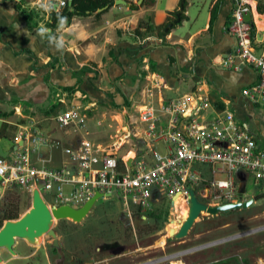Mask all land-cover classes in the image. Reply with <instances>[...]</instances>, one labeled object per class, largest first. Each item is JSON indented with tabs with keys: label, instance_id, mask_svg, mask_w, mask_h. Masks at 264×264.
Returning a JSON list of instances; mask_svg holds the SVG:
<instances>
[{
	"label": "built area",
	"instance_id": "1",
	"mask_svg": "<svg viewBox=\"0 0 264 264\" xmlns=\"http://www.w3.org/2000/svg\"><path fill=\"white\" fill-rule=\"evenodd\" d=\"M48 2L51 13L60 14L69 8L68 0ZM252 3L237 0L225 27V32L236 39L235 55L221 64L235 70L240 64L254 69L257 79L241 90V96L264 109V43L257 46L253 23L244 19L246 14L251 16ZM199 86L196 83L191 93L167 97L165 79L149 78L135 104L136 120L129 139L141 145L134 146L137 152L131 158L118 155L127 140L105 148L92 143L86 138V116L74 105L66 107L57 113L54 123L59 131L72 130L75 144L55 146L47 134L38 133L30 125L15 137L7 157H0V184L6 190H25L30 196L41 186L42 199L45 193L54 200L50 204L43 199L49 209L62 205L79 208L100 193L101 199L116 198L129 219L138 213L145 220L155 203L167 199L172 217L167 227L174 224L175 233L187 218L185 212L188 215V189L207 206L246 201L241 199L239 187L244 183L246 192L249 177L264 193V145H259L249 126L229 111L210 120L201 118L209 100L200 94ZM56 102L65 104L62 97ZM81 132L84 137L78 135ZM223 174L227 179L219 178ZM183 208L186 211L181 215ZM184 254L170 253L151 264H172Z\"/></svg>",
	"mask_w": 264,
	"mask_h": 264
},
{
	"label": "crops",
	"instance_id": "2",
	"mask_svg": "<svg viewBox=\"0 0 264 264\" xmlns=\"http://www.w3.org/2000/svg\"><path fill=\"white\" fill-rule=\"evenodd\" d=\"M7 1L9 4H5ZM121 1L129 5L136 4V8L132 10L122 4H114L102 12L98 23L110 27L117 25L122 31H116V36H113L112 33L110 35L109 30H104L105 26L101 25L99 30L104 31V40L89 43L85 41L91 37V34L82 32L80 24L86 22L80 20L81 17L74 16L68 28L59 34L55 42L54 37L45 36L37 24H31L33 21L28 22L10 0H0V103L20 101L19 105H15L16 114L28 119L20 110L22 104L31 111L30 102L41 103L43 97L48 99L52 96L53 102L57 97H62L65 104H59L66 105V99L78 96L82 82H75L74 73L86 64H99V79L102 81L106 80V77H110L111 80L120 79L122 76L134 78L138 73L137 67L141 64L143 73L140 77L145 80V85L139 90V96L148 86L151 76H161L165 79L169 88L164 92L167 97L191 93L195 90V84L200 83L198 88L201 90L200 94L209 100V108L201 118L210 120L229 111L239 122L247 124L246 121L249 120L247 116H250L257 130V134L253 133L257 143L264 145L260 142V138L264 139L263 130L256 124L260 121L258 114L261 111L258 108L261 107L251 105L241 96V90L256 81V72L246 65L240 64L239 69L235 70L225 68L221 64L226 57L235 55L236 39L225 32V27L229 23L237 0H142L141 5H137L141 0ZM182 1L184 6L181 5ZM252 4V34L258 41L257 46H261L264 43V14L259 13L257 0H253ZM212 10H215V20L210 27ZM147 15L151 27L164 25L167 19H173L170 24L172 28L165 38H159L156 31L146 33L145 29H140L141 36L129 33L128 28L131 26L132 31L136 30ZM115 16L118 17L116 20L110 19ZM177 16L178 22H176ZM130 35L132 37H129ZM236 60L238 64L239 61ZM56 62L59 65L61 63L63 73L56 70L58 66H51ZM191 79L193 81H190ZM189 81L191 84L187 85ZM183 85L188 86L185 91L181 90ZM73 86L78 87L74 93L63 91L64 87ZM135 87L136 85L132 90ZM53 89H56L54 93ZM81 91L88 96L87 91L84 89ZM169 93L174 96H170ZM84 98H86L85 94ZM0 113H9V111H0ZM13 114L12 111L10 117L0 118V122L4 123L14 118ZM27 122L28 126H17L16 136L23 129L33 125L38 133L47 134L55 146L66 147L75 144V134L70 129L67 131L55 129L56 133L62 135L59 139L54 138L51 131L41 133L34 118H29ZM132 133L133 131L130 134ZM125 134L129 135L126 132ZM78 135L85 136L83 132ZM131 142L137 147L141 145L132 140ZM0 144L6 153L13 147L10 137H0ZM135 152L137 149L132 147L126 153V157ZM155 204L151 211H155ZM149 212L150 210L146 212L144 221L147 220ZM167 224L168 221L166 227ZM18 242L16 241L13 248L15 256L0 250L3 264L26 258L15 250ZM160 248L165 249L163 245ZM2 255H8V258L4 260Z\"/></svg>",
	"mask_w": 264,
	"mask_h": 264
},
{
	"label": "rangeland",
	"instance_id": "3",
	"mask_svg": "<svg viewBox=\"0 0 264 264\" xmlns=\"http://www.w3.org/2000/svg\"><path fill=\"white\" fill-rule=\"evenodd\" d=\"M10 1L18 5L21 10L30 12L34 16L31 24H37L43 34L45 33L44 35L50 38L54 37L55 42L59 34L68 28L71 21H63L56 28L49 29L46 25L50 14L48 0ZM257 1L264 2V0ZM5 4H9L8 1ZM117 18L115 16L110 19L114 21ZM80 20L86 22L80 24L82 32L91 34L85 42L98 43L104 40V31L99 30L101 25L105 26L104 30H109L110 35L112 33L113 36H116V31H122V28L117 25L110 27L98 23L101 17L97 18L95 14L81 17ZM148 20L150 21V18L147 15L141 23ZM128 29L130 34L136 35L134 32L136 30L132 31L131 26ZM59 47L61 48L60 45ZM51 66H58L56 70L60 73L64 72L61 63L60 65L58 62L52 63ZM98 66L99 64H86L74 73L75 82H82L80 94L75 98L66 99V105H60L55 99L53 102L52 96L48 99L43 97L41 103L30 102L31 111H28L26 105L22 104L20 110L27 115V119L16 114L15 105H19L20 101L0 103V111L14 112V118L4 123L0 122L2 123L0 124V135L10 137L11 144H13L17 126H28L29 118H34L41 133L51 131L54 138L60 139L62 135L55 131L57 128L54 118L59 111H64L66 107L70 108L74 105L82 115L86 116L85 129L89 133V138L88 136L86 138L104 147H110L119 140H121L120 143L127 140L129 143L125 144L118 154L119 157L121 155L125 157L126 152L135 146L129 138L136 120L135 103L140 101L139 90L145 85V80L140 77L143 73V65H138V73L134 78L122 76L120 79L111 80L110 77H106L104 81L99 79ZM190 81L187 85L191 84ZM134 85L136 87L132 90ZM187 85H183L181 90L185 91ZM81 89L87 91L88 96ZM55 90L53 89L52 92L54 93ZM169 95L174 96L172 93ZM90 104L92 105L89 106ZM53 106L54 110L50 111ZM258 109L261 111L258 114L260 121L256 124L264 132V110ZM47 111L49 115L45 114ZM247 117L249 120L246 122L250 130L257 134L254 120L252 121L250 116ZM260 142L264 144V139L260 138ZM219 178L227 179L224 174ZM7 191H16L20 195L21 216L30 209L31 196L27 191L16 188L6 190L0 184V200ZM260 192L261 187L255 185L252 177H249L246 182V192L241 199L247 200ZM42 195L47 203H54L48 195L45 193ZM28 203H30L29 208L26 207ZM169 208L170 204L167 199L160 201L155 204V210L162 212V217L158 220L147 217L144 221L136 213L132 214L131 219L126 217L116 198L99 199L81 223L76 224L70 220L54 221L53 228L57 235L58 248L53 247L52 239L47 236L37 239L34 245L18 240L19 244L15 250L26 258L7 264H151L174 252H185V254L172 264H264V199L242 211L217 217L201 215L188 236L181 241L172 238L174 230L171 232L170 228L166 229L167 218H172L169 215ZM164 242L166 243L163 246L165 251L160 248ZM2 257L6 260L8 255H2ZM0 264H3V261Z\"/></svg>",
	"mask_w": 264,
	"mask_h": 264
},
{
	"label": "water",
	"instance_id": "4",
	"mask_svg": "<svg viewBox=\"0 0 264 264\" xmlns=\"http://www.w3.org/2000/svg\"><path fill=\"white\" fill-rule=\"evenodd\" d=\"M142 0L137 3V5H141ZM69 8H72V0H68ZM115 5L122 4L129 9L136 8V5H129L124 1L116 0L114 2ZM183 4V1L181 5ZM104 9L97 10V13L103 12ZM74 12L73 9L70 10ZM246 22H250L251 16L250 14H246L244 17ZM179 21V17L177 16V21ZM172 25H168L165 29V32L171 30ZM21 145V143H19ZM0 157L6 158L7 153L3 151L0 144ZM130 160L128 161V165L130 164ZM240 181H244L242 176H238ZM41 190V186L38 187V190H34L31 196V207L30 209L24 213L18 220L15 221H6L0 229V250H4L8 252L10 255L15 256L14 246L16 241H27L29 244H36V240L41 238L42 236H47L52 239V244L54 248H58V239L56 232L53 228L54 221L60 222L63 220H70L73 223H81L90 211L92 210L95 203L103 198V195L100 193H96L93 197L87 200L82 206L79 208H73L68 205H62L58 207H53L49 209L47 205L43 202V199L39 193ZM189 200H188V215L187 218L182 222L177 233L172 234V238L176 241H181L186 238L189 234V231L195 225L197 220L201 217L202 214H205L209 217H217L219 215H226L229 213L242 211L249 208L251 205L256 202L264 199V193H259L254 197H250L246 201L237 202L233 204H224L219 206H207L202 203L195 192L191 189L187 190ZM239 193L244 195L245 193V184H241L239 187ZM171 231V230H170ZM2 259L0 257V263Z\"/></svg>",
	"mask_w": 264,
	"mask_h": 264
},
{
	"label": "trees",
	"instance_id": "5",
	"mask_svg": "<svg viewBox=\"0 0 264 264\" xmlns=\"http://www.w3.org/2000/svg\"><path fill=\"white\" fill-rule=\"evenodd\" d=\"M114 5V0H72V8L64 9L60 14L51 13L49 14L46 25L48 28H56L59 23L63 21H70L74 16L84 17L87 15L95 14L96 17H100L102 13H96L99 9H104L107 7V10ZM182 6H184L182 4ZM16 9L21 13V15L28 21H33V16L30 12L20 10L19 6L16 5ZM73 9L74 12L70 10ZM258 11L260 14H264V2H258ZM104 12V11H103ZM215 20V10H212V16L210 21V27L213 25ZM149 20L141 23L135 31V34L140 36V29H145L146 33L151 31H156V34L159 38H165V36L170 32H165L164 29L172 24L173 19H167L164 25L158 27H151L149 25ZM80 83V82H79ZM77 83V84H79ZM78 87H64L63 91L68 93H74ZM54 110V107L50 111ZM12 113H0V118H8ZM49 113H46L48 115ZM1 138H6L5 135H0ZM20 195L16 191H7L5 195L2 196L0 200V229L6 221H15L18 220L22 214ZM30 203L26 205L29 208ZM26 208V209H27ZM138 215V213H136ZM139 217V215H138ZM148 217L154 219H160L162 217V212L157 210L150 211Z\"/></svg>",
	"mask_w": 264,
	"mask_h": 264
},
{
	"label": "bare ground",
	"instance_id": "6",
	"mask_svg": "<svg viewBox=\"0 0 264 264\" xmlns=\"http://www.w3.org/2000/svg\"><path fill=\"white\" fill-rule=\"evenodd\" d=\"M133 155L131 154V155H129L128 157H132ZM177 202H178V199H175V204H177ZM184 211H186V209H182L181 210V215L183 214V212ZM186 216H187V212H185V215H184V217L186 218ZM169 228H171V230L173 231L174 230V232L173 233H175V231H176V226L173 224L172 226H169V227H167V229H169ZM171 231V232H172ZM166 245V244H165Z\"/></svg>",
	"mask_w": 264,
	"mask_h": 264
}]
</instances>
